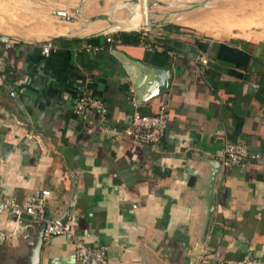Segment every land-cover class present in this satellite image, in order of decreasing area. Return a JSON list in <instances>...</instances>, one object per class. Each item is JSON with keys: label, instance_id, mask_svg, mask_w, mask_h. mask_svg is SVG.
Wrapping results in <instances>:
<instances>
[{"label": "crops", "instance_id": "0c3cea01", "mask_svg": "<svg viewBox=\"0 0 264 264\" xmlns=\"http://www.w3.org/2000/svg\"><path fill=\"white\" fill-rule=\"evenodd\" d=\"M75 1L81 6L73 31L49 29L69 38L51 40L47 55L40 51L43 41L13 39L4 48L0 37L2 193L21 203L34 189H47L44 211L53 219L71 198L66 221L83 242L106 246L105 264L264 258V36L219 38L154 21L144 40L171 53L148 52L116 37L117 28L135 21L126 0ZM211 29L200 31L219 33ZM86 42L101 49L79 51ZM196 55L207 63L194 61ZM126 61L134 73L135 61L171 70L168 87L137 105L146 115L161 105L168 111L164 135L154 145L118 134L133 108ZM84 86L104 101V121L94 112L73 114ZM235 141L260 159L221 166L223 146ZM23 233L0 209V264H25ZM72 249L67 238L53 236L42 242L39 264H80Z\"/></svg>", "mask_w": 264, "mask_h": 264}, {"label": "built area", "instance_id": "2783aa9c", "mask_svg": "<svg viewBox=\"0 0 264 264\" xmlns=\"http://www.w3.org/2000/svg\"><path fill=\"white\" fill-rule=\"evenodd\" d=\"M148 24L142 27L140 41L138 44L148 52H171L164 48L159 42H146L144 38L148 35ZM105 42H110L109 36L105 37ZM13 44L12 40L4 41V48H10ZM53 49L50 39L44 40L40 45L42 54L47 55ZM101 49V45L94 43H83L79 47V51L87 54H95ZM194 61L205 65L207 59L202 55H196ZM4 62L0 59V77L4 72ZM130 101L132 103V111L130 120L118 134L121 138L130 142L141 145H154L163 137L166 123L168 119V111L165 105H161L154 114L146 115L138 111L136 100L132 89H130ZM72 112L77 117H84L87 112H94L104 121L107 116V108L102 98L92 93L88 87L84 86L73 105ZM260 159L259 153L248 151L246 145L242 142L235 141L226 143L222 149L221 166L230 167L238 166L244 162L257 161ZM50 192L47 189H34L27 195L21 203L17 202L15 197L4 195L1 190L0 182V209L8 211L15 215L18 219L21 215L29 217L30 220L43 223L42 241H48L53 236H63L72 244L73 258L80 264H105L106 262V246L104 244L90 245L79 239L73 232L69 222L63 224L57 223L53 218L45 214V202ZM216 264H264V258H257L250 255H244L239 259H219Z\"/></svg>", "mask_w": 264, "mask_h": 264}, {"label": "rangeland", "instance_id": "374dc122", "mask_svg": "<svg viewBox=\"0 0 264 264\" xmlns=\"http://www.w3.org/2000/svg\"><path fill=\"white\" fill-rule=\"evenodd\" d=\"M68 2L72 4L71 8H68ZM68 2L64 3L63 0H0V29L9 30L8 33L0 32V35L11 38V40L44 41L55 35V33L48 34L49 29L59 28L61 33L73 31L79 1L70 0ZM145 7L148 34L153 33L152 25L155 22L163 21L170 26L186 28L198 34L219 38L232 34L243 37L264 36V0H145ZM55 10L65 11L74 20L67 21L61 18L54 13ZM182 18L198 23L204 28L183 24L180 20ZM220 18L234 23L230 29H234L231 33L220 31L221 28L218 25L221 23ZM209 23L215 25L216 27L212 29L219 33L208 34L200 31L208 29L205 25ZM236 30H245V34ZM29 32L34 33L35 36L28 38ZM139 32H142V29Z\"/></svg>", "mask_w": 264, "mask_h": 264}, {"label": "water", "instance_id": "95a60500", "mask_svg": "<svg viewBox=\"0 0 264 264\" xmlns=\"http://www.w3.org/2000/svg\"><path fill=\"white\" fill-rule=\"evenodd\" d=\"M122 3L127 4L131 7V12L133 14V17L135 18V21L129 22L127 24L128 26L126 25L124 27L117 28L116 30L123 31L125 28H128L132 31L138 32L146 24V15L144 12L145 0H126V1H122ZM80 6L81 3L78 4V9L80 8ZM78 9H76L77 12ZM54 13L67 21L74 20L73 17L68 16L63 10H55ZM68 38L69 37L67 35H56V36H51L48 39L64 40ZM135 63L138 66L136 70L137 73H134L132 66L129 65L127 61L125 62V68L131 77L132 80L131 89L133 91L136 100V105H138L139 103H142L148 100L149 98L161 93L163 90H165L168 87L171 77V70L164 68H157L149 64H145L143 62H138V61H135ZM217 165L219 166V163H217ZM213 169L214 170L211 172L210 184L207 194L208 213L212 211V207H213L212 185L217 167L214 166ZM71 206H72V199L70 198L68 200L67 206L64 209L63 214L54 220L59 224H63L67 219ZM13 219H16L15 215H13ZM17 224L19 225V230L24 232L23 238L24 240H26L25 244L28 249V252L24 257L25 264H39L40 249L43 242L42 241L43 223L29 221L27 219H17Z\"/></svg>", "mask_w": 264, "mask_h": 264}, {"label": "bare ground", "instance_id": "6f19581e", "mask_svg": "<svg viewBox=\"0 0 264 264\" xmlns=\"http://www.w3.org/2000/svg\"><path fill=\"white\" fill-rule=\"evenodd\" d=\"M19 1V0H18ZM62 2V1H61ZM65 3V2H64ZM69 3V2H68ZM8 4V3H7ZM42 4H43V2H42ZM62 8V7H61ZM57 9V8H56ZM43 12V11H42ZM41 13V12H40ZM215 15V14H214ZM217 17V16H216ZM221 19V18H220ZM180 20H182V23L183 24H186V25H190V26H194V27H197V28H204V26H202V25H199L198 23H192L191 21H187L186 19L185 20H183V18L182 19H180ZM222 20V21H221ZM219 22H221L220 24L218 23V25L220 26L219 28H221V29H224V31L225 30H230L231 29V26L232 25H234V23H232V22H230V21H225L223 18L221 19ZM179 22V21H178ZM51 25V24H50ZM122 26V25H121ZM117 27V26H116ZM216 26L215 25H212L211 23H209V24H206L205 25V28H215ZM94 28V27H93ZM89 31H90V29H89ZM0 32H3V33H8L9 32V30H3V29H0ZM14 33V32H13ZM12 33V34H13ZM85 33V32H84ZM20 34V33H19ZM22 34V36L23 37H25V35L23 34V33H21ZM58 34H60V33H55V35H58ZM76 34V33H75ZM77 35V34H76ZM33 36H35L34 34L33 35H31V37H33Z\"/></svg>", "mask_w": 264, "mask_h": 264}, {"label": "trees", "instance_id": "16d2710c", "mask_svg": "<svg viewBox=\"0 0 264 264\" xmlns=\"http://www.w3.org/2000/svg\"><path fill=\"white\" fill-rule=\"evenodd\" d=\"M1 38H4L5 40L10 39L8 37L1 36ZM116 37L122 42V43H127V44H133L136 45L140 41V32H135V31H129V32H118Z\"/></svg>", "mask_w": 264, "mask_h": 264}]
</instances>
